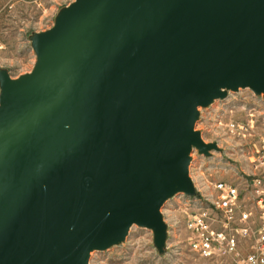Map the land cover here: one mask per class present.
Wrapping results in <instances>:
<instances>
[{"label": "water", "instance_id": "1", "mask_svg": "<svg viewBox=\"0 0 264 264\" xmlns=\"http://www.w3.org/2000/svg\"><path fill=\"white\" fill-rule=\"evenodd\" d=\"M0 71V264H89L195 195L199 108L264 97V0H74Z\"/></svg>", "mask_w": 264, "mask_h": 264}, {"label": "rangeland", "instance_id": "2", "mask_svg": "<svg viewBox=\"0 0 264 264\" xmlns=\"http://www.w3.org/2000/svg\"><path fill=\"white\" fill-rule=\"evenodd\" d=\"M73 1L0 0V71L12 79L29 73L35 63L32 36L50 29L58 12ZM199 112L195 130L206 144L217 143L220 151L205 156L193 149L190 177L195 195L178 194L161 208L167 225L163 251L154 246L150 230L132 226L120 244L91 252L89 264H210L187 245V217L207 207V199L216 195L215 181L251 174L248 157L264 139V97L250 89L229 91L225 99Z\"/></svg>", "mask_w": 264, "mask_h": 264}, {"label": "built area", "instance_id": "3", "mask_svg": "<svg viewBox=\"0 0 264 264\" xmlns=\"http://www.w3.org/2000/svg\"><path fill=\"white\" fill-rule=\"evenodd\" d=\"M253 147L251 174L215 181L207 207L187 217V245L210 264H264V139Z\"/></svg>", "mask_w": 264, "mask_h": 264}]
</instances>
